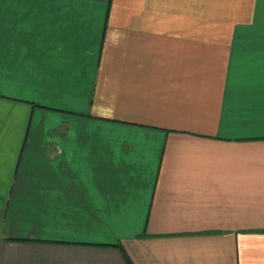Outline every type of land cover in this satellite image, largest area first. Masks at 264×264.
Here are the masks:
<instances>
[{
  "label": "crops",
  "instance_id": "obj_1",
  "mask_svg": "<svg viewBox=\"0 0 264 264\" xmlns=\"http://www.w3.org/2000/svg\"><path fill=\"white\" fill-rule=\"evenodd\" d=\"M0 264H264V0H0Z\"/></svg>",
  "mask_w": 264,
  "mask_h": 264
}]
</instances>
